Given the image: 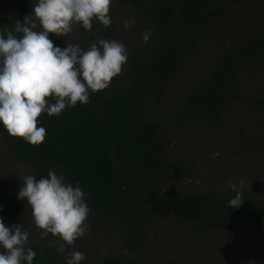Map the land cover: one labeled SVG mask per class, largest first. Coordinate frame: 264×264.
<instances>
[{
    "label": "trees",
    "instance_id": "1",
    "mask_svg": "<svg viewBox=\"0 0 264 264\" xmlns=\"http://www.w3.org/2000/svg\"><path fill=\"white\" fill-rule=\"evenodd\" d=\"M260 1L112 0L111 5L130 10L155 43L141 57L128 53L121 76L114 77L108 88L90 93L87 104L78 102L74 107H66L59 116L43 113L39 117V126L46 129L42 144L33 146L14 138L0 124L1 144L16 162L31 168L29 175L38 180L47 178L49 170H59L66 183H79L90 209L87 222L92 232L105 224L117 229L122 248L103 253L95 249L81 264H179L170 258L160 263L130 258L131 253L146 244L151 224L165 218L193 223L205 233L264 237L263 199L242 196V206L232 208L228 202L233 197L212 190L178 197L161 193V185L182 176L184 167L167 160L164 145L156 138V126L146 113L148 102L159 103L180 65L202 44L206 31L219 18L236 5ZM32 12L26 6L13 8L6 17H0V34L6 38V30H14L15 22H23ZM36 30H40L39 26ZM106 32L111 37L112 31ZM49 38L55 46L64 48L63 38L54 34H49ZM72 45L85 50L78 41ZM263 47L261 29L253 39L224 53L205 80L184 92L176 125H216L224 101L236 98L228 93L235 84L236 70ZM238 144L240 153L264 152V140ZM23 179L0 201V219L5 226L15 225L26 211L27 201L18 198ZM60 243L58 237L49 234L37 240L29 238L25 247L36 253L32 264H67L68 252L83 247L75 244L60 253ZM225 264H243L241 254L236 252Z\"/></svg>",
    "mask_w": 264,
    "mask_h": 264
},
{
    "label": "rangeland",
    "instance_id": "2",
    "mask_svg": "<svg viewBox=\"0 0 264 264\" xmlns=\"http://www.w3.org/2000/svg\"><path fill=\"white\" fill-rule=\"evenodd\" d=\"M35 3L37 0H0V17H6L19 6L33 10ZM110 18L112 23L106 29L98 20H93L90 31L77 25L72 33L59 37L63 38L64 47L78 41L85 50L100 39L115 40L124 44L127 54L135 58L141 57L146 48L155 43L151 35L147 42L143 41L142 35L147 31L129 9L111 5ZM125 20H134L135 23L125 29ZM261 29H264V0L234 6L206 31L202 44L180 65L174 82L165 87L159 103L148 102L146 113L156 126V138L163 143L167 160L184 167L182 176H175L161 185L164 196L178 197L212 190L234 197L235 192L229 184L239 186L243 179V196L264 200V152H237L239 142L249 144L254 139L264 140V47L236 70L235 84L228 92L236 98L224 101L216 125L191 122L176 125L184 92L205 80L224 53L253 39ZM106 30L112 31L111 37ZM120 76L121 73L116 78ZM30 173L31 168L16 162L0 142V201ZM56 174L61 175L59 170ZM16 224L28 230L32 240L41 237L29 205ZM151 225L146 244L131 253L130 258L142 263H160L170 258L179 264H225L239 252L243 264H264V237L247 233H240L237 237L222 232L205 233L193 223L172 218ZM120 239L117 229L105 224L94 232L89 229L75 244H83L77 251L84 254L85 259L81 261L84 263L95 249L103 253L108 249L122 248ZM43 242L46 245V239Z\"/></svg>",
    "mask_w": 264,
    "mask_h": 264
},
{
    "label": "clouds",
    "instance_id": "3",
    "mask_svg": "<svg viewBox=\"0 0 264 264\" xmlns=\"http://www.w3.org/2000/svg\"><path fill=\"white\" fill-rule=\"evenodd\" d=\"M111 4L112 0H37L23 22L17 20L14 30H6V38L0 34V124L10 136L33 146L42 144L46 129L39 126V117L43 113L59 116L66 107L87 104L90 93L108 88L121 73L128 55L118 41L100 39L84 50L71 44L61 49L49 38V34L64 37L77 25L90 31L93 20L110 26ZM134 23L125 20L123 26L129 29ZM149 37V32L142 35L144 42ZM244 184L243 179L239 186L229 184L235 192L229 207L242 206ZM84 197L79 183H66L52 170L47 178L25 176L18 193L30 206L42 238L51 234L62 241L57 247L60 253L89 232L90 209ZM29 236L21 224L5 226L0 219V264H32L36 253L25 247ZM84 259L80 251L66 256L67 264H81Z\"/></svg>",
    "mask_w": 264,
    "mask_h": 264
}]
</instances>
